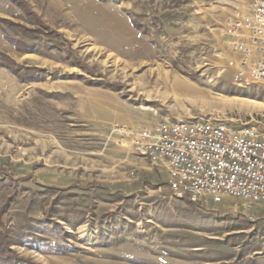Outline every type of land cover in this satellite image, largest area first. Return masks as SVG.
<instances>
[{
    "label": "rangeland",
    "instance_id": "1",
    "mask_svg": "<svg viewBox=\"0 0 264 264\" xmlns=\"http://www.w3.org/2000/svg\"><path fill=\"white\" fill-rule=\"evenodd\" d=\"M20 2L0 0V264H264L263 206L179 197L112 134L264 128V86L237 87L217 57L249 0Z\"/></svg>",
    "mask_w": 264,
    "mask_h": 264
},
{
    "label": "built area",
    "instance_id": "2",
    "mask_svg": "<svg viewBox=\"0 0 264 264\" xmlns=\"http://www.w3.org/2000/svg\"><path fill=\"white\" fill-rule=\"evenodd\" d=\"M227 45L217 57L237 87L264 86V0H249L223 27ZM120 144L167 171L170 190L193 203L225 198L264 207V128L230 129L214 119L164 121L153 129H115Z\"/></svg>",
    "mask_w": 264,
    "mask_h": 264
},
{
    "label": "trees",
    "instance_id": "3",
    "mask_svg": "<svg viewBox=\"0 0 264 264\" xmlns=\"http://www.w3.org/2000/svg\"><path fill=\"white\" fill-rule=\"evenodd\" d=\"M17 1H19L20 2V0H17ZM100 2H105L106 0H99ZM21 4H22V2H20ZM21 6V5H20ZM23 7V6H22ZM26 12H27V15H28V17H33V18H35V15H34V13H32V12H30V11H27L26 10ZM36 19V18H35ZM31 21V20H30ZM132 26L136 29V30H138V31H140V32H142V33H144V34H147V32H149V29L148 28H146L141 22H139V21H137V20H135V19H132ZM32 23V22H31ZM17 27H19V26H17ZM24 30H25V32H29L30 30H27L26 28H24ZM13 32H14V34H16V35H19V34H21L22 36H23V38H28L29 36H27V35H25V34H23V33H19L18 31H14V30H12ZM25 49H29V50H31L32 48H34L35 47V44H28V43H26V42H21L20 43ZM5 59H6V56H4V55H2L1 53H0V66L1 65H3L4 63H6V62H4L5 61ZM7 65V64H6ZM12 68V70L15 72V74L18 76V77H20L23 81H28L29 82V80L30 81H32V80H34V79H36L34 76L35 75H33L35 72H33V74L31 73V75L30 74H27V73H24V74H21L20 73V71L18 70V68H14V67H11ZM36 76H38L37 74H36ZM28 226H26V228H27ZM25 228V229H26ZM29 228H30V226H29ZM4 239V235L2 236V240ZM1 242V241H0ZM54 247L56 248V249H58L59 251H64V249L62 250V246L61 245H59V244H55L54 245ZM59 248H61V250L59 249ZM5 249H7V245L4 243H0V259L1 258H4V250Z\"/></svg>",
    "mask_w": 264,
    "mask_h": 264
}]
</instances>
